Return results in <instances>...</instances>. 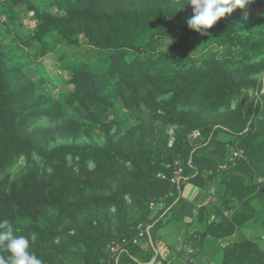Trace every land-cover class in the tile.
I'll return each mask as SVG.
<instances>
[{"label":"trees","instance_id":"trees-1","mask_svg":"<svg viewBox=\"0 0 264 264\" xmlns=\"http://www.w3.org/2000/svg\"><path fill=\"white\" fill-rule=\"evenodd\" d=\"M186 2L0 0V220L37 233L30 251L43 264L149 260L159 216L177 201L175 215L187 187L198 189L197 236L228 243L221 264H264V0L211 38L187 28ZM22 6L35 20L25 41ZM164 40L185 57L163 56ZM53 54L67 95L31 67ZM152 204L163 207L153 219ZM112 246L127 250L119 263Z\"/></svg>","mask_w":264,"mask_h":264},{"label":"crops","instance_id":"crops-1","mask_svg":"<svg viewBox=\"0 0 264 264\" xmlns=\"http://www.w3.org/2000/svg\"><path fill=\"white\" fill-rule=\"evenodd\" d=\"M197 195V188L187 187L182 195L181 201L183 200V203H179L178 211L175 212V222L170 219L169 214L161 217V219L165 217L166 220L164 226L158 230L156 237H152L154 248L151 258L145 262L133 258L136 262L139 264H221V252H218V248L219 246H225L222 240L217 241L210 237L201 239V237L197 236V207L195 204L190 205L187 203V201L191 202V200L195 199ZM169 219L172 222L170 226ZM179 229H182L183 235L179 236L178 239L176 232L179 234ZM262 234H264V231ZM248 235L251 237L258 236V232L252 231ZM155 243H158L157 249ZM143 247L145 249L148 248L147 244ZM215 250L216 254L214 253Z\"/></svg>","mask_w":264,"mask_h":264},{"label":"clouds","instance_id":"clouds-1","mask_svg":"<svg viewBox=\"0 0 264 264\" xmlns=\"http://www.w3.org/2000/svg\"><path fill=\"white\" fill-rule=\"evenodd\" d=\"M251 2L252 0H187L185 6H191L193 15L186 20V26L201 37L211 38L210 30L222 19L231 16L237 9L244 10ZM36 239V232L15 235L10 221L0 220V245H3L8 253L7 259L0 257V264H43V261L30 251V244ZM120 259L119 256L118 262Z\"/></svg>","mask_w":264,"mask_h":264},{"label":"rangeland","instance_id":"rangeland-1","mask_svg":"<svg viewBox=\"0 0 264 264\" xmlns=\"http://www.w3.org/2000/svg\"><path fill=\"white\" fill-rule=\"evenodd\" d=\"M24 9H25V6H22L20 7V9L18 10L19 13H20V19H23L22 21V25H21V28L19 30V33H20V39L21 41H25L26 39L30 38L31 35H32V32L35 28V20L33 18V13H28V14H25L24 13ZM54 12H57L58 10L56 8H54L53 10ZM250 14L254 17V18H257L259 17L262 13H263V10H260V9H257V10H252L250 9ZM199 44V42H195L194 43V48L196 49L197 45ZM162 49L161 50V53L163 56H166V55H169V54H175V53H179V55L181 57H185L184 55H182L183 53H180L179 50L175 49L173 47V43L171 41H168V40H164L162 42ZM77 53L79 52V50H76ZM74 51L72 49H68V54H71L73 53ZM198 52L192 50L191 51V55H193L194 57L199 55L197 54ZM84 55V54H83ZM43 65V67H45V69L47 70V73L49 75V77L54 81L50 84L47 85V88L49 91L51 90L53 92V95L58 97L60 95V93L63 92V95H67L68 93H70L71 91H73L74 89V86L72 84L69 83V79H70V73H68V71L64 70L63 67H61V61L59 60V55L57 54H53V55H50L42 60H38L35 62V64L33 63L31 67H39V65ZM26 76H23V79H25ZM56 86V87H55ZM62 95V94H61ZM255 95V94H253ZM121 105V103H120ZM142 112H144V110H142ZM121 116L122 117H128V118H133L129 112V110L125 107V105L122 106V109H121ZM112 118V117H111ZM136 120H140V119H136ZM198 131V130H196ZM192 140V138H191ZM193 141V140H192ZM194 143L198 144L199 141H194ZM185 195V194H184ZM183 197H181L182 199ZM187 201V200H186ZM196 201L198 202V198L197 196L195 197V199L191 200V202H188L190 205L191 204H195ZM177 203V201L175 202ZM175 203L172 205L175 206ZM183 203V200L180 202V204ZM196 206V204H195ZM172 207H170L166 212H164L161 216L159 217H162L164 215H166V213H169L170 210L172 209ZM152 208L155 209V213L152 214V216L150 217L151 219L155 218V216L157 215V213L159 211H161L163 209L162 206H157L156 204H152ZM184 208H187V207H184ZM233 208H236L233 207ZM190 211V210H189ZM170 219L175 222L176 218L174 217V213H170ZM159 221V220H158ZM185 221V220H184ZM172 222H170L169 226L171 225ZM185 223V222H184ZM168 226V227H169ZM152 227V226H151ZM184 228V227H182ZM254 230H257V229H254V228H247V229H244L243 233L246 234V236H249L248 234H250L252 231ZM263 229H261L259 231V235L262 234V231ZM180 233L178 234L176 232V235H177V238L179 236H182L183 233H182V229H179ZM258 235V236H259ZM237 238H240V236L237 235ZM246 238H250V237H246ZM179 239V238H178ZM228 243H225V246H227ZM158 243H155V247L156 249L158 248Z\"/></svg>","mask_w":264,"mask_h":264},{"label":"built area","instance_id":"built-area-1","mask_svg":"<svg viewBox=\"0 0 264 264\" xmlns=\"http://www.w3.org/2000/svg\"><path fill=\"white\" fill-rule=\"evenodd\" d=\"M191 138H192V140H191V143H192V145L193 146H197V145H199L200 144V142H201V132L200 131H195L192 135H191ZM194 141H199V143L198 144H196V143H194ZM170 146H172V144H170ZM176 165H178V169H177V171L175 172L176 173V177L172 180L174 183H179L180 182V180L182 179V178H184V179H186L185 177H183L182 176V174H183V168L180 166V163L179 162H176ZM150 228H151V226H148L146 229H143L142 230V232L144 233V232H148L149 230H150ZM142 233V234H143ZM141 234V235H142ZM137 242V240H135V243ZM112 249H111V251L114 253V255L117 257V263H119L118 261H119V256L121 255L120 253H122V252H124V251H126V250H124V249H122V250H120L119 249V247H111ZM119 253V254H118Z\"/></svg>","mask_w":264,"mask_h":264}]
</instances>
